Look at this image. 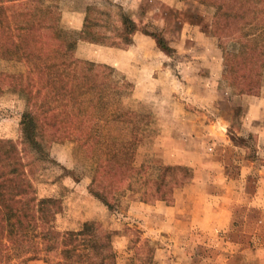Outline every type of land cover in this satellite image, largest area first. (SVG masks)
<instances>
[{"label":"rangeland","instance_id":"rangeland-1","mask_svg":"<svg viewBox=\"0 0 264 264\" xmlns=\"http://www.w3.org/2000/svg\"><path fill=\"white\" fill-rule=\"evenodd\" d=\"M236 1L57 0L65 29L81 31L88 20L113 41L121 14L138 25L127 47L79 39L75 53L109 65L111 81L126 86L119 102L131 114L110 120L105 136L132 141L135 169L120 181L118 169L108 183L109 207L96 194V158L75 141L27 153L39 197L58 198L62 210L34 242L0 234V264H64L63 234L86 221L108 232L105 264H264V67L253 94H238L224 77L227 52L237 37L253 36L264 10ZM30 75L26 61L0 56V138L21 137L33 106ZM164 165L178 168L165 182Z\"/></svg>","mask_w":264,"mask_h":264},{"label":"trees","instance_id":"trees-1","mask_svg":"<svg viewBox=\"0 0 264 264\" xmlns=\"http://www.w3.org/2000/svg\"><path fill=\"white\" fill-rule=\"evenodd\" d=\"M233 7L247 5L264 10V0H237ZM20 6L13 0H0V56L29 64L35 90L26 92L33 106L21 122L18 141L0 138V234L8 242H34L49 221L62 210L55 197L41 198L24 156L45 152L57 140H72L96 158L93 177L96 194L110 207L108 183L135 166L128 160L132 141H110L105 136L107 123L123 119L131 112L120 104L126 86L114 84L113 68L107 64L76 56L79 39L116 47L132 43L137 23L121 14V26L112 30L115 38L93 32L85 24L81 31L60 26L57 0H32ZM252 37H237V48L226 54L224 77L238 94H253L261 85L264 67V23H254ZM158 46L170 54L172 48L156 34ZM120 40V41H119ZM37 75V77H36ZM36 77V78H35ZM34 87V85H32ZM124 89V90H123ZM178 168L164 165L161 180ZM35 229L36 234L29 233ZM108 234L103 224L86 221L80 230L66 231L62 237L64 264H105V247L100 244ZM35 248L38 250V246Z\"/></svg>","mask_w":264,"mask_h":264},{"label":"crops","instance_id":"crops-1","mask_svg":"<svg viewBox=\"0 0 264 264\" xmlns=\"http://www.w3.org/2000/svg\"><path fill=\"white\" fill-rule=\"evenodd\" d=\"M71 23H73V22H71ZM86 57L89 58V59L98 60L97 58H95V57H93L91 55H87ZM102 61H107V62L113 63V61L111 59H107V60L106 59H102Z\"/></svg>","mask_w":264,"mask_h":264}]
</instances>
